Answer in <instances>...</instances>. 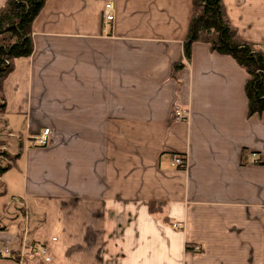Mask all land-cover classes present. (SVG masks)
<instances>
[{"label": "crops", "instance_id": "0c3cea01", "mask_svg": "<svg viewBox=\"0 0 264 264\" xmlns=\"http://www.w3.org/2000/svg\"><path fill=\"white\" fill-rule=\"evenodd\" d=\"M222 3L264 50V0ZM191 12V0L45 1L32 53L2 83L18 158L0 176V247L43 244L45 264H264V113L247 115L233 58L196 42L185 60ZM43 128L47 144L31 145Z\"/></svg>", "mask_w": 264, "mask_h": 264}, {"label": "trees", "instance_id": "16d2710c", "mask_svg": "<svg viewBox=\"0 0 264 264\" xmlns=\"http://www.w3.org/2000/svg\"><path fill=\"white\" fill-rule=\"evenodd\" d=\"M45 1L6 0L0 7V115L5 112L2 83L13 70L14 61L32 53L31 26ZM191 3L192 12L182 43L185 60L190 59L192 45L196 42L207 44L212 52L233 58L247 74L244 84L247 115L264 113V50L238 35L222 0H191ZM183 66L184 63L179 61L172 68L175 72ZM6 157L8 163L3 162ZM17 158L18 154L0 149V176L14 165ZM163 207L161 201L148 203L150 213H160ZM33 257H36V264H45L40 256Z\"/></svg>", "mask_w": 264, "mask_h": 264}, {"label": "built area", "instance_id": "2783aa9c", "mask_svg": "<svg viewBox=\"0 0 264 264\" xmlns=\"http://www.w3.org/2000/svg\"><path fill=\"white\" fill-rule=\"evenodd\" d=\"M114 18L112 5L110 2H107L104 4V8L102 11V21L104 24H108L110 21H112ZM105 31L106 29L103 28ZM185 111L181 110L179 107L174 108V118L175 119H184L185 118ZM49 128H43L36 134H33L29 137V142L33 146H42L47 144L49 140ZM257 160L255 159V162ZM172 165L175 167L184 168L185 167V159L181 155L175 154L172 157ZM173 227H178L177 224H172ZM25 238L23 237V242L20 243V246L16 250H11L8 247H0V257L10 258L13 260L22 261L25 257L26 253L27 255L31 256H40L43 260V262L48 263L50 261L49 251L48 248L39 243H33L24 241Z\"/></svg>", "mask_w": 264, "mask_h": 264}, {"label": "rangeland", "instance_id": "374dc122", "mask_svg": "<svg viewBox=\"0 0 264 264\" xmlns=\"http://www.w3.org/2000/svg\"><path fill=\"white\" fill-rule=\"evenodd\" d=\"M3 124H4V122L0 118V143L2 144V149L3 150H5L7 152H10V151L7 150L8 149L7 147L9 145L8 141L10 142V144H13L15 142V138L11 137V136H8V134L6 132V129H5ZM13 131H14V133L18 134L16 130H13ZM9 154H11V153H9ZM3 162L4 163H8L9 159L6 157V158L3 159ZM8 200H10V194H2L0 196V205L2 206L1 203H3V202L6 203Z\"/></svg>", "mask_w": 264, "mask_h": 264}]
</instances>
